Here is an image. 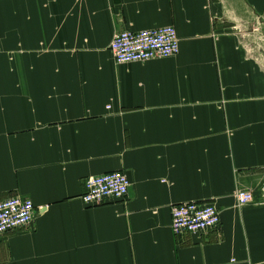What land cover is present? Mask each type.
<instances>
[{"label": "crops", "instance_id": "obj_1", "mask_svg": "<svg viewBox=\"0 0 264 264\" xmlns=\"http://www.w3.org/2000/svg\"><path fill=\"white\" fill-rule=\"evenodd\" d=\"M167 26L177 57L115 62V34ZM115 171L128 197L85 206L84 181ZM14 197L35 220L0 237V264H264V0H0V202ZM184 203L220 226L175 236Z\"/></svg>", "mask_w": 264, "mask_h": 264}, {"label": "built area", "instance_id": "obj_2", "mask_svg": "<svg viewBox=\"0 0 264 264\" xmlns=\"http://www.w3.org/2000/svg\"><path fill=\"white\" fill-rule=\"evenodd\" d=\"M115 62L120 65L148 63L177 57L180 39L173 26L142 31H123L115 34L110 47ZM131 182L123 171H115L84 181L82 200L89 208L124 201ZM238 208L253 201L249 192L235 195ZM172 231L175 236L202 234L217 229L220 213L213 205L184 203L172 206ZM35 220V206L29 199L14 197L0 202V237L30 227Z\"/></svg>", "mask_w": 264, "mask_h": 264}]
</instances>
